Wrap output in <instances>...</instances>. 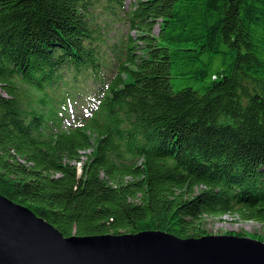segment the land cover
<instances>
[{
    "label": "trees",
    "instance_id": "16d2710c",
    "mask_svg": "<svg viewBox=\"0 0 264 264\" xmlns=\"http://www.w3.org/2000/svg\"><path fill=\"white\" fill-rule=\"evenodd\" d=\"M0 86V193L64 236L264 224V0H0Z\"/></svg>",
    "mask_w": 264,
    "mask_h": 264
},
{
    "label": "water",
    "instance_id": "95a60500",
    "mask_svg": "<svg viewBox=\"0 0 264 264\" xmlns=\"http://www.w3.org/2000/svg\"><path fill=\"white\" fill-rule=\"evenodd\" d=\"M0 264H264V241L161 231L67 237L0 193Z\"/></svg>",
    "mask_w": 264,
    "mask_h": 264
},
{
    "label": "rangeland",
    "instance_id": "374dc122",
    "mask_svg": "<svg viewBox=\"0 0 264 264\" xmlns=\"http://www.w3.org/2000/svg\"><path fill=\"white\" fill-rule=\"evenodd\" d=\"M136 0H126L127 10L131 11L134 8ZM123 22L125 19L122 20ZM120 21H104V29L102 35L106 38L110 37L111 41L120 39L121 36L128 37V35L136 38L138 36L137 30H130L127 24ZM0 93L5 94V90L0 86ZM89 108L84 104L83 99L77 107H71V115L67 120V124L84 122V117L88 116ZM81 167L80 163H77ZM205 228L208 235H236V233H243L242 237H249L256 239L257 237H264V224L255 221H244L241 218L233 215H227L223 218L207 217ZM238 236V235H237ZM256 237V238H254ZM260 240V239H258Z\"/></svg>",
    "mask_w": 264,
    "mask_h": 264
}]
</instances>
